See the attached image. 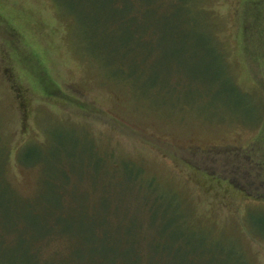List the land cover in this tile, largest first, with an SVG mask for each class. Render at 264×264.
Listing matches in <instances>:
<instances>
[{
    "label": "rangeland",
    "instance_id": "1",
    "mask_svg": "<svg viewBox=\"0 0 264 264\" xmlns=\"http://www.w3.org/2000/svg\"><path fill=\"white\" fill-rule=\"evenodd\" d=\"M117 1L0 0V264H264V0Z\"/></svg>",
    "mask_w": 264,
    "mask_h": 264
},
{
    "label": "trees",
    "instance_id": "2",
    "mask_svg": "<svg viewBox=\"0 0 264 264\" xmlns=\"http://www.w3.org/2000/svg\"><path fill=\"white\" fill-rule=\"evenodd\" d=\"M123 1H126V0H123ZM118 3H119V1L114 0V2H113L114 7H116L118 5ZM206 24L208 25V27H210L209 26L210 22L207 18H206ZM176 26L178 28H183V23H182V27H181V24H179V23H178V25L176 24ZM34 168L37 169V167H34ZM64 201L69 202V199L66 197V195L64 197ZM51 224H52V222L49 221V217L46 218L44 216L43 217L44 228L45 229L51 228L52 227ZM109 229L111 231H113L112 227ZM110 230H109V232L106 230L104 232L103 237H96V238H94V239L92 238L90 240V245L92 247V258H93V261L91 262V264H106L104 257L108 258L109 262L112 264H130V262L128 260H126L124 257L125 253H126L128 258H130V257L133 258L137 264V262L140 261L141 252H142V250H140L139 246L136 245L134 240H132V241L130 240L131 242L128 241L127 245L124 246L123 241L121 239H119V240L115 239L112 236V232ZM138 233H140L139 230H138ZM49 236H50V234H47L45 239L42 241V243L45 242L42 244V247L44 246V244H46L47 242L54 239V238H50ZM110 242H114V243L119 244V245L113 246L114 249L116 248L115 252L110 250L111 248L108 247V244ZM67 243H69V242H67ZM69 245H70V243H69ZM128 246H129V249H128ZM130 248L133 249L131 256L129 254V252L131 250ZM29 252L30 253H39L40 250L36 251L35 247H30ZM64 255H65V257H64ZM64 255L58 254L57 258H55V256L53 255L51 258H48L47 260L43 259V263L44 264H52V263L54 264V262H56V264H72V263L77 264V263L69 260L67 253H65ZM33 256H36V255H33ZM86 264H88V263H86ZM155 264H157V263H155Z\"/></svg>",
    "mask_w": 264,
    "mask_h": 264
}]
</instances>
